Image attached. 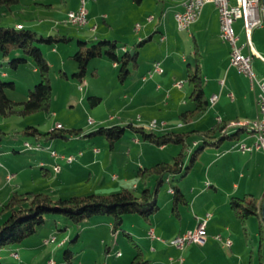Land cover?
<instances>
[{"label": "crops", "instance_id": "crops-1", "mask_svg": "<svg viewBox=\"0 0 264 264\" xmlns=\"http://www.w3.org/2000/svg\"><path fill=\"white\" fill-rule=\"evenodd\" d=\"M181 1L85 0L88 21L78 32L79 39L88 42L102 38L114 39L119 44L120 51L133 48L138 51V65L131 67L129 75L122 81L123 91L119 97L121 101L120 114L123 115L125 121H122L121 125L131 123L134 126L150 129L147 122L156 118L165 122L164 126L153 128L160 133L164 130L206 129L219 120L226 121L228 126L230 123L238 121L247 123L256 118L259 115L257 107L259 85L257 82L251 83L230 63L229 44L219 35L217 7L213 3L204 4L197 20L188 29L179 30L175 26L172 13L181 9ZM79 3V0H74L69 7L59 12L56 11L60 20L56 21L55 19L51 25H44L47 34H53L51 32L57 28L56 34L68 35V32L61 33L60 30L64 25L69 24L65 21L67 11L77 9ZM51 4V2L47 4L50 10L53 9ZM149 15H152L150 20L147 19ZM136 23L140 24L138 29L135 28ZM17 24L25 27L24 22L15 19L12 26L18 27ZM39 24L40 22L38 24L31 23L32 26H39ZM93 26L95 27L92 28ZM234 30L239 36V42H245L246 38L240 18L234 22ZM141 40L142 44L136 46ZM251 41L259 54L253 55L252 68L257 79L261 80L264 78V21L262 26L252 30ZM242 51L247 53L249 49L244 46ZM103 57L105 56H99L98 60L95 57L89 61L88 65L92 66L90 77L100 76L101 67L108 68L107 57H105L106 59ZM196 59L200 67L208 106L205 111L194 115L189 121H185L179 117V114L193 107V102L189 97L191 85L187 81V74L195 67ZM155 60L161 62L163 71L161 73L153 72L151 76L142 79V76L152 69ZM111 66L116 67L114 63ZM71 68L73 73L76 70V64H72ZM64 71L67 76V71ZM1 74L7 75L5 71H2ZM180 79H186V81L180 87L175 86L174 82ZM185 83L189 84L188 88ZM82 84L87 85L86 89L81 88V90H86L84 94L87 96L98 94L100 97L103 96L101 93H95H103L102 86H92L91 80L85 78L81 81L80 86ZM212 94L216 95L214 100L210 99ZM83 97L81 96V98ZM113 119L112 115L108 117L99 115L97 121L91 119V124H97L94 127L83 130L82 127L73 126L80 128L81 133L76 136L71 135L69 138L79 140L81 143L74 145L73 151L62 152L77 154L80 151L81 153L77 154L71 163L66 162L67 168L63 169L61 166L58 172L54 171L55 179L58 178L61 182L60 185L64 181L76 178L82 170H87V179L94 178V186H98L99 193L111 192L110 185L116 183L118 179L120 184L131 183L132 188L136 189L140 183L143 187L151 186L150 183L154 181V176H149L145 180L137 176L138 180L132 181L133 173L136 176L135 171L139 167L149 166L159 161H171L172 156L180 149L179 144L173 145L171 154L165 158L163 157L164 149L169 147V144L153 148V143L142 140L138 133L132 129L131 139L122 140L121 137L112 147L107 144L105 148H99L94 141L106 138L99 135H83L99 126H109L107 122ZM239 125L245 126L240 127ZM250 126L248 124L230 125L227 127L229 133H234L240 128L235 137L226 138L216 146L207 145L200 151L198 155L201 164L200 176H190L191 178L188 179L186 175L189 170L181 178L180 185L177 184L186 198V203L183 204L184 208L178 207L177 220H171L165 224L160 219H156L155 223L154 221L152 223L149 217L145 231L136 232L139 238H144L148 243V253L151 251L149 255L148 253L144 255V250L140 244H137L142 251L143 259L147 260L145 264H242L246 254L245 245H243L244 239L252 231L259 237L258 242L253 245V248H257L259 252L256 264H262V251H264L262 224L264 219V152L260 149L242 151L238 147L240 141L247 145L253 143L255 132ZM51 142L52 140L47 143ZM95 147L98 151H94ZM38 152L43 153V151ZM47 159L48 163L43 161L45 163L42 169V172H45L43 175L50 174L49 165L52 166L57 161L54 156ZM197 159L193 165L196 164ZM58 162L61 164L65 161L58 160ZM135 167L137 168L135 169ZM101 173L103 174L102 178H100ZM59 175H61L60 178ZM245 194H251L259 208L256 214L250 215L245 224L241 225L231 209L229 201L232 196L241 197ZM171 201L170 199L167 204ZM187 209L188 214L184 216L183 210ZM207 211L211 212V217L205 226V240L202 245L190 243L183 248H177L170 243L161 241V239L171 238L187 229L194 228L200 216ZM155 212L156 210L153 214ZM107 222L112 223L111 220ZM131 225L134 223L132 222ZM150 228L156 237L150 236ZM128 234L132 240H135L134 235L130 232ZM217 235L220 236L224 247H226L224 239H229L231 242L228 245L231 249L230 253L222 256L223 259L218 251L222 249L218 246ZM219 245L221 244L219 243ZM253 248L251 249V263L254 262ZM180 249L182 253L177 254ZM151 258L153 260H150ZM234 258L239 259L233 261Z\"/></svg>", "mask_w": 264, "mask_h": 264}, {"label": "rangeland", "instance_id": "rangeland-1", "mask_svg": "<svg viewBox=\"0 0 264 264\" xmlns=\"http://www.w3.org/2000/svg\"><path fill=\"white\" fill-rule=\"evenodd\" d=\"M73 1L21 0L19 3L12 4L11 8L0 6V25L12 26L15 19H18V21L25 23V28H30L36 30L38 33L47 35L44 25H51V22L55 21V19L56 21L60 20L57 12L69 7ZM49 2L53 5L52 10L47 5ZM39 22V26L31 25V23L38 24ZM81 27L68 24L64 25L62 29L58 28L61 29V33L68 32V35L71 36V39L68 41H56L53 43L35 42L41 48L50 64L51 100L49 109L38 110L27 115L11 114L4 116L0 114V205L7 199L12 189L43 191L49 193L53 198L99 191L98 186H94V178L87 179V170H82L76 178L64 181L60 185L61 182H59L58 178L55 179L56 173L53 170V165L58 163L56 156L54 157L57 161L52 166L49 165L51 168L50 174L43 175V168L40 166L48 163V157L53 158V156L50 157V153L46 149L48 145H43L40 149L23 145L25 140H33L31 135L23 132L24 127L27 125L36 126L40 131L45 132L57 126V124H60L64 128L77 126L85 130L97 125L91 124L89 119L93 118L97 121L99 115L106 117L112 115L114 117L113 120L107 122L109 126L115 123L121 124L122 121H125L122 117L123 115L120 114L121 101L119 99L123 91V82L117 77L118 68L112 67V63L108 58L103 57L108 60V68L100 66V76L95 78L90 77L92 66L89 64L88 71L84 77L91 80L92 86L103 87V93L95 92L101 93V96L103 95L95 105L90 104L87 99L88 96L84 94L86 90H81V88L86 89L87 85L82 84L80 86L81 81L72 75L71 65L76 64L72 58V54L77 49L78 32L82 30ZM55 32H57V28L51 33L54 34ZM18 55L20 53L16 51L9 58H6L3 57L0 51V72L5 71L7 75H3V78L14 82V87L7 88L6 93L16 102L26 99L28 90L32 89L34 84L39 80V75L34 70L32 59L28 58L25 62L20 63L17 68H13L10 65L9 61ZM96 59L98 60V57ZM64 70L67 71V76L64 74ZM184 80L186 81V79ZM185 86L188 88L189 84L185 83ZM83 95L85 96L83 97ZM132 133L131 129L127 128L122 136V140L131 139ZM94 142L99 148H105L108 144V141L103 138L95 139ZM77 143L79 145L81 142L72 138H55L49 147L55 148L60 152H66L73 151L74 145H77ZM169 145V147L164 149L163 157L165 158L171 154L173 145L175 144L171 143ZM153 148H157L156 145H153ZM38 151H43V153H39ZM197 157L196 164L192 166L186 175L188 179L191 178L190 176H200V157ZM189 158L190 153H186L182 171L169 175L170 181L165 179L159 185L157 191L159 210L150 215L152 223L153 221L155 223L156 219H160L165 224L171 222V220L175 221L178 219L177 214L172 211L171 203L167 204L170 199L172 200V193L168 188L174 183L180 185V180L184 177V167L189 162ZM61 165L63 169L68 167L66 162H61ZM7 173H12L14 177L10 180L7 179ZM102 176L103 174L100 178ZM133 176L132 181L138 180L137 175L135 176L133 173ZM117 185L118 188H116ZM121 185L132 188L131 183L127 185L120 184V180L118 179L116 183L110 185V189H112L111 191L119 190L122 187ZM150 185L153 187L154 181ZM141 187L143 185L140 183L137 190L141 189ZM179 208H184L183 204H180ZM186 211L188 209L183 210L184 216L188 214ZM2 219L3 216L0 215V221ZM108 220H111V217L108 215L97 214L83 221L76 222L63 215L48 213L45 216L44 224L38 228L35 234L25 237L21 242L11 243L0 249V264H128L136 252L135 244H140L145 252L144 255L148 253V243L144 238H139L136 234V232H144L148 226V221L140 213L133 212L123 216L122 228L126 231L125 233L120 229L113 232L111 230L112 223L109 224ZM132 222L134 225H131ZM262 224L264 230V219L262 220ZM128 232L135 236V240L131 239ZM51 235H55L56 240L43 244V239ZM173 237L161 239V241L169 243ZM216 239L218 240V246L222 249L218 251L220 252V257L223 259L222 256L230 253L231 249L225 243L226 247H224L222 241L217 237ZM63 240L65 242L60 243ZM258 240L259 237L253 231L250 232L247 238L245 237L244 242L246 244L243 243V245H245L246 254L243 262H241L242 264L257 263L259 252L257 248H253V245ZM202 243L196 244L193 242L196 245H202ZM252 248L254 250L253 263L250 260ZM66 249L72 252L70 263H67L63 256ZM13 251L17 252V256L12 255ZM178 253H182L181 249ZM236 259L232 260L236 261ZM49 260L52 262H49ZM150 260H153V258ZM262 264H264V251H262Z\"/></svg>", "mask_w": 264, "mask_h": 264}, {"label": "trees", "instance_id": "trees-1", "mask_svg": "<svg viewBox=\"0 0 264 264\" xmlns=\"http://www.w3.org/2000/svg\"><path fill=\"white\" fill-rule=\"evenodd\" d=\"M135 1L138 2L139 0ZM18 2L19 0H0V6L10 8L12 4ZM70 39L71 36L67 34L44 35L30 28L0 26V51L3 57L9 58L12 53L19 51L20 55L12 58L9 61L10 65L17 68L20 63L30 58L33 60L34 69L39 75L38 82L34 84L32 89L28 90L26 99L16 102L6 93L7 88L14 87V82L5 80L0 72L1 115H27L38 110L49 109L51 100L50 64L35 42L53 43ZM141 44L142 40L136 46ZM137 54L136 48L120 51L119 45L114 39L102 38L88 42L78 38L77 49L72 54V58L76 63V70L72 75L82 81L86 75L89 61L95 57L105 56L112 63H115L118 68L117 77L120 81H123L129 75L131 67L138 65ZM187 81L191 85L189 97L193 102V107L179 114V117L185 121H189L194 115L205 111L208 106L197 59L195 67L189 70L187 74ZM87 99L91 105H95L101 97L89 95ZM227 127L226 121L219 120L206 129L164 130L158 133L152 128L148 129L127 123L124 125L99 126L84 133L83 135L87 136H102L107 139L109 147H112L123 136L125 130L130 128L137 132L142 140H147L156 146L173 143L179 144L180 149L172 156L171 161H159L149 166L139 167L136 170V175L142 180L154 176L153 187L144 186L139 190L122 187L119 190L107 193L91 192L57 198H53L49 193L43 191L12 189L7 199L0 205V215L3 216L0 221V249L11 243L21 242L25 237L35 234L38 228L44 224L45 216L48 213L63 215L76 222L83 221L93 215L105 214L111 217V230L113 232L120 229L125 233L126 231L122 228L123 216L138 212L144 219L148 220L150 215L158 209L157 191L159 185L165 179L170 181L169 175L182 171L186 153H190V158L184 167L185 172L183 175L187 174L192 168L198 154L207 145L216 146L226 138L235 137L240 130L239 128L236 132L229 133ZM23 132L31 135L33 137L32 141L41 140L43 143L49 144L47 142L55 138L67 139L71 135H79L81 130L75 127L55 126L42 132L36 126L27 125L24 127ZM40 167L43 168L44 166L41 165ZM42 174H45V172H42ZM169 189H172V211L178 215V207L180 204L186 203V198L177 184H171ZM229 204L241 225L245 224L250 215L256 214L259 208L251 194H245L241 197L232 196ZM50 242H54V239L47 243ZM135 246L136 252L128 264H145L147 260L143 259L141 249L137 244ZM63 256L67 263L71 262L72 252L69 249L64 251Z\"/></svg>", "mask_w": 264, "mask_h": 264}, {"label": "built area", "instance_id": "built-area-1", "mask_svg": "<svg viewBox=\"0 0 264 264\" xmlns=\"http://www.w3.org/2000/svg\"><path fill=\"white\" fill-rule=\"evenodd\" d=\"M79 6L75 10H69L66 13L65 21L74 26H85L87 23L86 16V8H85V0H79ZM202 7L206 3H213L218 10L219 17V35L220 37L229 44L230 47V63L234 65L238 72L246 76L251 83L257 82L260 88V93L257 98V107L259 111V115L248 121L247 123H242L238 121L237 123H230V125H238V124H248L256 127V135L253 143L251 145H247L244 142H239V149L242 151H248V149H260L264 152V78L258 80L256 74L252 68V57L254 54H258L255 50L252 41H251V32L254 28L260 27L263 24H257L256 22V13L254 12V5L258 3V0H200ZM181 9H178L173 12V19L176 27H184L186 30V26H191L193 22L197 20L200 13H193V0H182L180 2ZM201 12V11H200ZM152 15H149L147 19H151ZM242 20V29L245 34V42H239V36L234 30V22L237 19ZM18 28H21V24H17ZM140 26L139 23L135 24V28L138 29ZM93 26L92 28H94ZM247 46L249 51L244 53L242 51L243 47ZM259 55V54H258ZM115 64V63H114ZM163 68L161 66V62L159 60H155L153 62L152 69L142 76V79H146L148 76H151L153 72L161 73ZM222 81V80H221ZM185 82L184 79L176 80L174 82L175 86H182ZM231 95V93H230ZM213 100L216 95L212 94ZM219 119V118H218ZM89 121L92 122L91 119ZM147 123H152L153 126H164L165 122L163 120H157L156 118L150 119ZM57 126H61L57 124ZM23 145H28L32 147H41L43 145H50L43 143L41 140L29 141L25 140ZM94 151H98L95 147ZM79 151L77 154H80ZM75 153H65L57 151L54 148V152L50 154V156H56L58 160H63L67 163H71L75 158ZM61 164L58 162V165H55V170L58 172L61 169ZM14 175L12 173H7L6 178L11 179ZM171 192L172 189H169ZM211 217V212H205L200 218L197 225L194 228L187 229L184 232L174 236L169 243L174 245L177 248H183L189 243H202L205 240V226L208 219ZM149 234L152 238L156 237L153 230L150 228ZM220 239V236H216ZM159 238V237H157ZM46 239H54L56 240L55 235H51L50 237H46L43 239V244H46ZM61 241L60 243H62ZM226 245H230V240L226 239L224 241ZM119 254V252H117ZM12 255L17 256V252L13 251ZM49 262H52L49 260Z\"/></svg>", "mask_w": 264, "mask_h": 264}, {"label": "bare ground", "instance_id": "bare-ground-1", "mask_svg": "<svg viewBox=\"0 0 264 264\" xmlns=\"http://www.w3.org/2000/svg\"><path fill=\"white\" fill-rule=\"evenodd\" d=\"M202 9V4L200 3V0H193V13H200ZM254 12L256 13V22L257 24H263L264 21V0H258V3L254 5ZM189 26H186V29H188ZM179 30H184V27H177ZM213 100V96L210 98ZM236 123V122H235ZM148 127L152 128V123H148ZM156 126H153V128ZM251 129L254 130L255 135H256V127L255 126H250ZM27 147H32L28 146ZM42 147V146H41ZM41 147H33L35 149H40ZM46 149L49 151L51 154L54 152L53 148H50L49 146L46 147ZM55 165H58V163L54 164L53 169L55 170ZM53 239H46V243L49 241H52Z\"/></svg>", "mask_w": 264, "mask_h": 264}]
</instances>
